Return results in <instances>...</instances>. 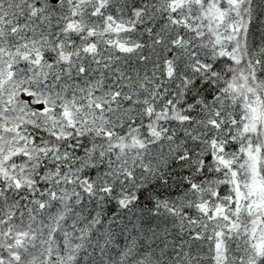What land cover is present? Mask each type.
<instances>
[{"label": "snow or ice", "instance_id": "snow-or-ice-1", "mask_svg": "<svg viewBox=\"0 0 264 264\" xmlns=\"http://www.w3.org/2000/svg\"><path fill=\"white\" fill-rule=\"evenodd\" d=\"M0 264H264V0H0Z\"/></svg>", "mask_w": 264, "mask_h": 264}]
</instances>
